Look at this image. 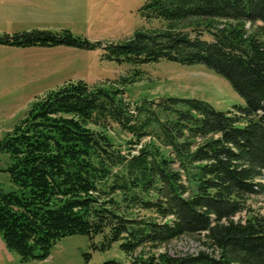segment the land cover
I'll use <instances>...</instances> for the list:
<instances>
[{
	"label": "trees",
	"instance_id": "1",
	"mask_svg": "<svg viewBox=\"0 0 264 264\" xmlns=\"http://www.w3.org/2000/svg\"><path fill=\"white\" fill-rule=\"evenodd\" d=\"M141 14L149 24L118 42L34 28L0 33V44L102 49L134 66L200 64L244 104L132 101L126 77L49 90L0 139L12 182L0 186V236L22 261L79 233L102 251L119 242L131 264H264V213L250 201L264 193V0H144ZM115 129L129 135L124 148ZM184 236L198 238L197 251L167 248Z\"/></svg>",
	"mask_w": 264,
	"mask_h": 264
},
{
	"label": "rangeland",
	"instance_id": "2",
	"mask_svg": "<svg viewBox=\"0 0 264 264\" xmlns=\"http://www.w3.org/2000/svg\"><path fill=\"white\" fill-rule=\"evenodd\" d=\"M80 3L81 8L72 15L75 24L63 28L91 40L118 42L149 24L141 14L144 0H80ZM6 47L11 46H0V139L25 116L32 101L70 80L118 83L126 77L131 82L124 88L125 96L132 101L173 95L201 98L219 110L244 104L228 80L200 64L160 61L134 66L103 58L102 49L61 45L25 51L21 47ZM116 133L115 141L123 143L124 148L129 135ZM7 163L8 156L0 150V186L5 190L12 185L3 170ZM250 201L256 211L264 213V193ZM167 248L172 252H195L199 240L184 236L173 240ZM111 259L131 264L119 242L102 251L93 246L86 234L67 235L55 244L49 257L30 261H22L16 252L9 251L0 236V264H96Z\"/></svg>",
	"mask_w": 264,
	"mask_h": 264
},
{
	"label": "crops",
	"instance_id": "3",
	"mask_svg": "<svg viewBox=\"0 0 264 264\" xmlns=\"http://www.w3.org/2000/svg\"><path fill=\"white\" fill-rule=\"evenodd\" d=\"M80 8V0H0V33L25 32L34 28L61 31V28L75 24L72 15ZM36 47L21 48L39 50Z\"/></svg>",
	"mask_w": 264,
	"mask_h": 264
}]
</instances>
